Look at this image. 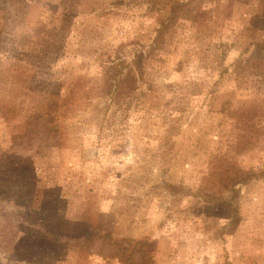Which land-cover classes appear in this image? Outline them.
Returning a JSON list of instances; mask_svg holds the SVG:
<instances>
[{
	"label": "rangeland",
	"instance_id": "1",
	"mask_svg": "<svg viewBox=\"0 0 264 264\" xmlns=\"http://www.w3.org/2000/svg\"><path fill=\"white\" fill-rule=\"evenodd\" d=\"M21 1H6L0 108L18 94L35 110L58 99L57 132L14 145L22 119L0 117V264H104L77 248L85 223L152 241L153 264H264V0H187L183 21L161 31L162 63L147 69L140 103L120 120L104 114L103 65L134 40L148 50L174 1L35 0L20 18ZM47 10L62 15L45 34L34 13ZM193 34L221 54L197 53ZM41 38L45 58L20 55ZM217 61L210 88L216 77L202 69ZM188 82L201 93L182 96ZM212 128L224 133L217 144L205 137ZM236 171L244 183H233Z\"/></svg>",
	"mask_w": 264,
	"mask_h": 264
},
{
	"label": "trees",
	"instance_id": "2",
	"mask_svg": "<svg viewBox=\"0 0 264 264\" xmlns=\"http://www.w3.org/2000/svg\"><path fill=\"white\" fill-rule=\"evenodd\" d=\"M6 1L0 0V34H3L4 21L6 19ZM173 6L171 7L170 14L165 18V20L160 21L158 28L154 30V36L150 38L148 43V50L144 46L140 45L136 40H134L130 45L132 47L130 52H119L116 51L110 55L105 61L102 68V74L105 83L100 86V92L105 93V111L107 113L110 108L117 118L123 116L129 110V104L131 102L140 103V98L143 96V89L145 86L150 84L147 79V69L157 66L162 63L160 53L156 52L158 50V45L163 46L165 39L161 36V31L164 28H171L172 22L183 21L182 19L185 12V6L187 0H173ZM22 6L18 8V16L23 18L28 16V13L33 12V6L35 5V0L28 1L22 0ZM154 2L148 4V9ZM198 13V12H197ZM62 13L54 12L53 10L47 11H37L34 13L35 23L40 26L44 33L47 34L49 31H56V21L60 19ZM48 20V21H47ZM193 22V25L192 23ZM191 23L190 28L194 26L195 22L193 20L188 21ZM195 27V26H194ZM109 30V29H108ZM192 42L195 44V51L199 54H205L210 47H214V55L221 54V48L217 44L205 45L204 38L196 36L193 34L191 37ZM198 44V45H197ZM157 45L156 50L151 51ZM212 45V46H211ZM51 45L47 43L44 38L30 42L24 48H21L20 55L24 58L29 56L31 59L45 58L52 49ZM123 54V55H122ZM204 69H202L207 74L214 73L215 80L210 84V88H214L219 84L217 78L219 77V63H207ZM201 86V82H188L186 83L185 90L188 93H183L185 95H195L197 88ZM200 91L196 93L199 95ZM181 96V95H180ZM58 99L47 98L45 99L38 110L33 109V100H26V94H18L16 96V101L12 104H8L0 108V117L3 120L13 119L14 116H20L23 123V131L21 134L12 136V144H21L24 140L28 143L33 140L36 135L37 129H47L48 133L56 134L57 127L53 124L54 112L57 106ZM91 105V104H89ZM92 107H99L98 102H94ZM181 113L185 116L184 110ZM94 114V113H93ZM201 136L204 132H199ZM224 135L222 129L220 132L217 128H212L207 131L205 137L209 141H215L217 144L220 142L221 135ZM218 136V138H217ZM203 138V136H201ZM24 139V140H23ZM233 144V145H232ZM228 146L238 147L240 143L236 141ZM242 146V145H241ZM239 146V147H241ZM247 178V173L236 171L233 176V183H244ZM169 186H166V188ZM169 191V190H168ZM79 246L78 250L85 253L89 251H94V254H99L102 260H106L104 264L115 262L116 264H153L151 253L154 250V243L148 240H127L124 238H118L109 233L99 231L96 227H91L90 224L85 223L84 229L82 230L81 237L77 241ZM91 251V252H92Z\"/></svg>",
	"mask_w": 264,
	"mask_h": 264
}]
</instances>
